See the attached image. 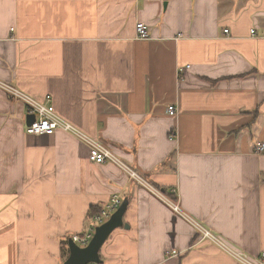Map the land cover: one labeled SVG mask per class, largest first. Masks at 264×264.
<instances>
[{
	"label": "crops",
	"instance_id": "obj_1",
	"mask_svg": "<svg viewBox=\"0 0 264 264\" xmlns=\"http://www.w3.org/2000/svg\"><path fill=\"white\" fill-rule=\"evenodd\" d=\"M0 81L50 96L115 156L28 133V106L0 86V264H67L74 236L87 246L123 203L87 264L264 251V0H0Z\"/></svg>",
	"mask_w": 264,
	"mask_h": 264
},
{
	"label": "built area",
	"instance_id": "obj_2",
	"mask_svg": "<svg viewBox=\"0 0 264 264\" xmlns=\"http://www.w3.org/2000/svg\"><path fill=\"white\" fill-rule=\"evenodd\" d=\"M136 29L137 37L139 39L151 38L148 25L144 22H138L136 25ZM0 86L5 91L13 95V97L26 103V105L28 106L29 114L34 118V121L31 124L27 125L28 133L33 135L53 134L54 132H56V130L62 128L79 135L81 139L85 140L88 143V145L90 146L89 158L91 161L103 163L107 159L115 158L113 152H111L106 147L100 145L99 143L86 137L85 135L81 134L72 124L62 118L56 112L54 105L51 103L50 96H47L45 98V101L42 102L34 98L33 96L27 94L26 92L16 88L8 82L0 81ZM168 111L171 115H175L177 109L175 106H170ZM257 150L261 152L264 151V143L259 144ZM121 201L122 200L118 196L112 197V199L106 204V207L101 212L100 216L98 217V220L103 221L109 218L111 213L116 210L118 206H120ZM174 207L175 209L179 210V206L177 204L174 205ZM73 241L83 244L89 242L88 240H86L85 237L79 236H74ZM236 256L244 264H264V251H262L257 258L251 260H249L245 255H242L240 253H237Z\"/></svg>",
	"mask_w": 264,
	"mask_h": 264
},
{
	"label": "water",
	"instance_id": "obj_3",
	"mask_svg": "<svg viewBox=\"0 0 264 264\" xmlns=\"http://www.w3.org/2000/svg\"><path fill=\"white\" fill-rule=\"evenodd\" d=\"M34 121L33 116H28V125ZM126 205L123 203L110 217L108 221L97 227L96 234L91 242L81 247L76 242H69L70 256L67 264H87L90 262H101L99 250L109 234L118 226L123 224V214Z\"/></svg>",
	"mask_w": 264,
	"mask_h": 264
},
{
	"label": "rangeland",
	"instance_id": "obj_4",
	"mask_svg": "<svg viewBox=\"0 0 264 264\" xmlns=\"http://www.w3.org/2000/svg\"><path fill=\"white\" fill-rule=\"evenodd\" d=\"M26 130H27V128H26Z\"/></svg>",
	"mask_w": 264,
	"mask_h": 264
}]
</instances>
